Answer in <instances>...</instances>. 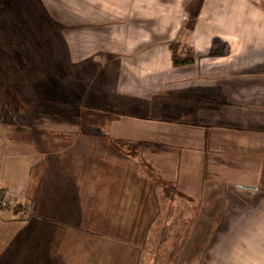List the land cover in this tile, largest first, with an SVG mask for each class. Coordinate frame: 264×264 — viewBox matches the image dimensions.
Here are the masks:
<instances>
[{"label": "crops", "instance_id": "0c3cea01", "mask_svg": "<svg viewBox=\"0 0 264 264\" xmlns=\"http://www.w3.org/2000/svg\"><path fill=\"white\" fill-rule=\"evenodd\" d=\"M259 1L44 0L103 124L54 111L51 85L39 109L35 80L32 106L0 102V190L30 206L0 210V264H140L164 188L190 209L173 264H264Z\"/></svg>", "mask_w": 264, "mask_h": 264}, {"label": "rangeland", "instance_id": "374dc122", "mask_svg": "<svg viewBox=\"0 0 264 264\" xmlns=\"http://www.w3.org/2000/svg\"><path fill=\"white\" fill-rule=\"evenodd\" d=\"M259 3L264 7V0H260ZM191 22L192 20H189L187 23ZM187 23L186 28L188 27ZM61 25L55 19L50 18L44 0H0V69L5 78L7 76L10 79L14 78L15 82L13 84L11 80L4 79L0 102L6 110L17 107L18 102L32 106L34 102L28 103L20 98L16 91L28 89L29 92L32 91L34 89L32 80H35L39 109L46 108L44 100L42 102L39 100L45 97L44 88L51 85L54 101L60 100L62 93L68 99L65 105L53 104V110L58 113L68 111L69 116H77L79 109L77 103L80 105V100L78 102L77 99L84 88L74 78L75 65L66 61L65 47L60 38ZM5 70L9 72L8 75L5 74ZM62 71L69 74L67 79L69 80L67 84L70 83L69 88L66 86L67 84H63L64 88L61 86ZM18 79L21 81L19 84H17ZM27 80L31 81H29L30 85ZM66 87L68 89L64 91ZM85 91L92 92L90 89H85ZM86 102L88 103L80 105L81 108H85V110L81 109L84 114H90L94 118L102 116L99 110L94 111L88 106L90 101ZM96 113L98 116H95ZM97 121L100 125L103 124L101 120ZM91 129L93 130V128ZM163 191V195L158 193L160 199H163V204L160 206L157 220L150 227V236L152 235L153 238L144 247L140 264H173L178 250L182 248L185 241L183 232L174 240L172 233L178 225L184 228L187 224L183 221L180 222L179 219L180 217L183 219L187 213H190L189 205L186 200H182L176 195V191L167 188H164ZM175 201L178 202L175 203ZM26 207L30 208L26 202L13 206L16 212L17 209ZM162 230L165 233V238H160ZM157 235H159V239Z\"/></svg>", "mask_w": 264, "mask_h": 264}, {"label": "trees", "instance_id": "16d2710c", "mask_svg": "<svg viewBox=\"0 0 264 264\" xmlns=\"http://www.w3.org/2000/svg\"><path fill=\"white\" fill-rule=\"evenodd\" d=\"M178 47H179V43L176 41H173L169 44V48L172 50L173 65L174 66H180V65H185V64L193 62L194 56H193L192 50L188 49L187 53L184 56H177ZM5 74H7V73L5 72ZM0 78H5L4 73L1 71V69H0ZM5 80H8V76H7V78H5ZM78 112L80 114H83L82 110H78L77 113ZM66 114H69V113H66ZM95 118H96V120H101L98 117H95ZM101 121H103V120H101ZM1 191H3V190H1Z\"/></svg>", "mask_w": 264, "mask_h": 264}, {"label": "built area", "instance_id": "2783aa9c", "mask_svg": "<svg viewBox=\"0 0 264 264\" xmlns=\"http://www.w3.org/2000/svg\"><path fill=\"white\" fill-rule=\"evenodd\" d=\"M11 193H8L6 191H1L0 190V210L2 209H9L13 207L12 200H11ZM16 206V205H15ZM27 210L29 211L30 208H22V209H17V213L19 217H25V215L28 214Z\"/></svg>", "mask_w": 264, "mask_h": 264}]
</instances>
